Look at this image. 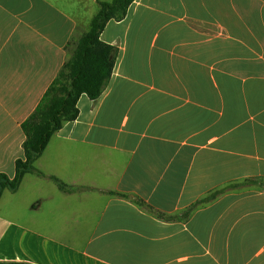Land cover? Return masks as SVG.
<instances>
[{
  "label": "crops",
  "instance_id": "crops-1",
  "mask_svg": "<svg viewBox=\"0 0 264 264\" xmlns=\"http://www.w3.org/2000/svg\"><path fill=\"white\" fill-rule=\"evenodd\" d=\"M96 5L0 0V173L11 179L21 125ZM101 40L117 49L106 89L82 95L53 135L35 163L45 177L0 199V262L264 264V189L211 197L264 179V0H135Z\"/></svg>",
  "mask_w": 264,
  "mask_h": 264
},
{
  "label": "trees",
  "instance_id": "trees-1",
  "mask_svg": "<svg viewBox=\"0 0 264 264\" xmlns=\"http://www.w3.org/2000/svg\"><path fill=\"white\" fill-rule=\"evenodd\" d=\"M97 1L100 9L91 22L90 30L80 38L72 58L60 70L34 112L21 125L26 138L23 143L24 157L16 161L14 178L0 173V199L6 190L16 193L28 174L45 177L36 169L35 163L43 156L53 135L66 123L73 122L79 117L77 105L82 95L86 94L91 100L98 99L111 79L117 49L103 42L101 34L109 21L124 19L135 0ZM51 179L62 191H70V188L57 178ZM250 182H253V179L245 180V183ZM222 193L219 190L211 197L216 198ZM211 199L208 198L209 201ZM135 201L140 205H146L142 200ZM0 264L29 263L0 262Z\"/></svg>",
  "mask_w": 264,
  "mask_h": 264
},
{
  "label": "rangeland",
  "instance_id": "rangeland-1",
  "mask_svg": "<svg viewBox=\"0 0 264 264\" xmlns=\"http://www.w3.org/2000/svg\"><path fill=\"white\" fill-rule=\"evenodd\" d=\"M102 2H111L112 0H100ZM99 5H96V11L99 10ZM238 186V187H236ZM245 186H251V187H255V188H258V189H264V179H256L253 180V182H250V183H245V180H240L239 182H236V183H231L227 186H225L224 188H221V192L225 193L227 191H231V190H241L243 187Z\"/></svg>",
  "mask_w": 264,
  "mask_h": 264
}]
</instances>
